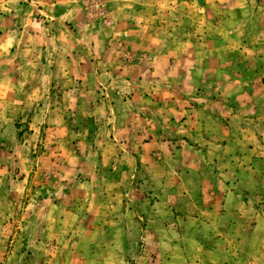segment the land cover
I'll return each mask as SVG.
<instances>
[{"label":"crops","instance_id":"1","mask_svg":"<svg viewBox=\"0 0 264 264\" xmlns=\"http://www.w3.org/2000/svg\"><path fill=\"white\" fill-rule=\"evenodd\" d=\"M73 12L64 14L71 23L66 26L73 38L69 49L49 43L41 50L44 59L28 61L25 67L14 59L0 61V88L13 97L10 100L27 97L23 109L32 112V128L64 132L67 113L81 110L86 102L94 105L89 112L97 108L96 97L89 95L93 89L86 85L102 78L112 81L101 90L104 108L112 111L126 100L137 112H157L154 125L141 113L130 122L119 117L112 121L114 140L123 149L118 159L131 160V168L123 163L112 170L88 168L82 161L98 160L101 154L92 147L96 142L81 151L80 141L72 151L79 163L69 183L58 185L59 197L68 206L89 199L105 216V240L112 241L105 244V264H264V82L260 98L254 97L253 86L244 88L252 98L245 101L250 119L238 115L233 99L223 105L216 86L207 89L187 82L181 89L171 82L159 87L152 97L155 104L148 106L142 99L150 90L143 91V83L151 77L139 74L127 87L121 73L96 72L94 45L79 40L92 25L85 24L83 11L76 17ZM5 50L0 48V54L12 58L10 47ZM180 60L188 63L185 56ZM140 65V70L145 68ZM255 73L250 68L243 81H254ZM186 77L184 69L179 73L172 67L166 79ZM12 103L6 111L12 110ZM6 125L17 127V122ZM65 187L67 194L62 193Z\"/></svg>","mask_w":264,"mask_h":264},{"label":"rangeland","instance_id":"2","mask_svg":"<svg viewBox=\"0 0 264 264\" xmlns=\"http://www.w3.org/2000/svg\"><path fill=\"white\" fill-rule=\"evenodd\" d=\"M72 11L74 17L83 11L85 24L92 25L79 40L94 45L96 72L121 73L127 87L139 74L151 77L143 83V91L150 90V94L143 92L142 99L148 100V106L155 104L152 97L158 88L165 89L169 82L179 89L186 82L207 89L216 86L222 104L233 99L243 119L251 115L245 101L252 99L244 88L253 86L254 97L260 98L264 0H0V48L8 52L10 47L13 53L12 58L0 54V61L14 59L25 67L28 61L44 59L41 50L49 43L69 49L73 38L66 26L71 23L64 14ZM27 47L28 53L21 52ZM181 56L187 64L180 63ZM139 65L145 68L140 70ZM172 67L179 73L184 69V81L166 79ZM250 68L256 71V78L243 81ZM108 82L112 81L102 78L86 85L93 89L89 95L96 97L97 108L89 112L94 105L86 102L81 110L67 113L64 132L32 128V112L23 109L27 97L10 100L13 97L0 88V264H105V244L112 243L105 240V216L99 215L98 205L89 199L77 207L68 206L59 197L58 185L69 183L79 163L72 152L76 143H82L81 151H89V144L97 143L92 147L101 156L83 160L88 168L112 170L120 163L127 169L133 166L131 160L118 159L123 149L114 140L115 117L130 122L141 113L148 124L158 120L157 112H137L126 100L112 111L104 108L101 90L105 91ZM9 103L13 108L6 111ZM14 121L17 127H7ZM127 148L133 149L132 145ZM63 190L67 194L68 189ZM96 220L100 223L95 224Z\"/></svg>","mask_w":264,"mask_h":264}]
</instances>
